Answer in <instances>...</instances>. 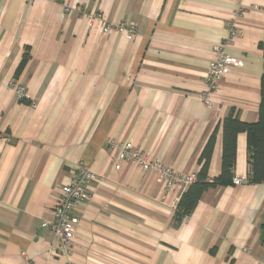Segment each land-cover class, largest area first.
Masks as SVG:
<instances>
[{
  "label": "crops",
  "instance_id": "1",
  "mask_svg": "<svg viewBox=\"0 0 264 264\" xmlns=\"http://www.w3.org/2000/svg\"><path fill=\"white\" fill-rule=\"evenodd\" d=\"M217 47L239 64L208 92ZM263 73L264 0H0V264H264V184L247 182L245 133L241 182L206 191L181 223L188 186L169 189L121 157L132 142L196 176L232 109L258 121ZM222 154L220 128L210 178ZM82 167L97 178L72 213L65 255L44 224Z\"/></svg>",
  "mask_w": 264,
  "mask_h": 264
},
{
  "label": "built area",
  "instance_id": "2",
  "mask_svg": "<svg viewBox=\"0 0 264 264\" xmlns=\"http://www.w3.org/2000/svg\"><path fill=\"white\" fill-rule=\"evenodd\" d=\"M113 29H119L120 31L128 30L131 33V37L135 32L134 26L123 25L119 28H115L111 24H106L103 27L105 32H109ZM233 36H235V32H233ZM216 51L219 54V58L217 61L211 63L209 68L208 92L216 90L217 83L228 73L229 69L239 64V61L236 58L225 54L222 47H217ZM15 88L18 100L24 101L29 99V95L27 94L25 87L22 85H15ZM208 94L209 93L205 95V101L207 104H210ZM121 157L125 160L138 163L140 167L147 171H157L159 179L163 181L169 189H173L177 185L187 187L196 179V176L194 175L183 176L176 173L170 167L160 164L150 154H142L135 151L132 142H128L123 146L121 150ZM96 178V173L88 167L80 168L77 175L70 181V183L62 187V196L53 212L56 221L54 223L46 222L44 224V227L51 228L54 231L55 238L59 243V248L65 255L72 254L74 250L76 226L72 222V213L79 201L91 200L89 187L91 183L96 180ZM240 182V179H235V183Z\"/></svg>",
  "mask_w": 264,
  "mask_h": 264
},
{
  "label": "trees",
  "instance_id": "3",
  "mask_svg": "<svg viewBox=\"0 0 264 264\" xmlns=\"http://www.w3.org/2000/svg\"><path fill=\"white\" fill-rule=\"evenodd\" d=\"M28 56L25 55L19 71L25 66ZM223 131V154L221 174L210 178L211 158L219 129ZM245 133L248 138V176L250 184H264V73L261 78V102L259 119L255 123L243 122L239 112L232 109L216 126L210 135L199 159L200 170L196 179L181 195L176 207V221L181 223L197 207L202 195L209 189L230 186L235 183V166L237 158V137Z\"/></svg>",
  "mask_w": 264,
  "mask_h": 264
}]
</instances>
